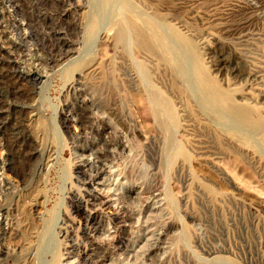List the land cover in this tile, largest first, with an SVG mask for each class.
<instances>
[{
  "label": "rangeland",
  "instance_id": "374dc122",
  "mask_svg": "<svg viewBox=\"0 0 264 264\" xmlns=\"http://www.w3.org/2000/svg\"><path fill=\"white\" fill-rule=\"evenodd\" d=\"M221 93L264 115V0H0V264H264V125Z\"/></svg>",
  "mask_w": 264,
  "mask_h": 264
},
{
  "label": "bare ground",
  "instance_id": "6f19581e",
  "mask_svg": "<svg viewBox=\"0 0 264 264\" xmlns=\"http://www.w3.org/2000/svg\"><path fill=\"white\" fill-rule=\"evenodd\" d=\"M122 18V17H121ZM122 20H124V19H122ZM134 20V21H133ZM148 23V22H147ZM144 28V27H143ZM127 33H132L133 34V37H134V45L140 50V51H146V52H148V53H150V54H154V48H153V46H152V44H151V42L149 41V34H148V31H146V30H144V29H142V27L137 23V21L135 20V19H126V17H125V21H122V22H120L119 23V26L117 27V29H116V38H117V40L119 41V43H121V44H123V48L124 49H126L125 47L126 46H128V42L126 41V34ZM157 38V37H156ZM151 39V38H150ZM189 45H190V48H191V52H192V54L193 55H197V49H196V47L194 46V44L192 43V41H189ZM121 46V45H120ZM128 49V48H127ZM91 54V53H90ZM79 56V55H78ZM88 56V55H87ZM88 64H89V60H82V61H80V64L77 66V69L78 70H84V69H86L87 68V66H88ZM135 68H136V72H137V74L141 77V80H142V82H145V81H147V83H149L150 82V79H151V75H150V73L148 72V68H147V66L145 65V64H140V65H136L135 66ZM91 69V68H90ZM87 71V70H86ZM219 99H220V101L224 104L225 102H227L228 104H229V111H230V113H232L233 115H234V117H236L237 119H238V121L240 120V121H242L243 123H245L248 127H250V130H251V128H252V130L254 129H258V128H261V127H263V125H264V115H262L261 114V112H260V110H258L257 108H254V107H252V106H248V105H245V104H237V103H234L235 101L233 100V98L231 97V96H229L228 94H226V93H221L220 94V96H219ZM153 105H154V101H153V99H151V102L149 101V104L147 105V108L150 110V113H151V115L152 116H154V114H155V109H154V107H153ZM222 105V104H221ZM225 105V104H224ZM252 105V104H251ZM223 107V106H222ZM220 112L222 111V110H219ZM223 112V111H222ZM228 117V116H227ZM232 117V116H231ZM230 118V117H229ZM154 119H155V121H156V117L154 116ZM235 120V119H234ZM236 122H237V120H236ZM158 123H159V121H158ZM241 124V123H240ZM160 126L162 127V128H164V129H170V127L168 126V124L167 123H164L163 125L162 124H160ZM241 126V125H240ZM258 131V130H257ZM237 133V132H236ZM87 196V195H86ZM88 196H91V195H88ZM88 198V197H87ZM94 200V199H93ZM92 201V200H91ZM104 201V200H103ZM84 202V201H83ZM92 203H94V201L92 202ZM103 203V202H102ZM102 203H100L101 205H102ZM82 204V203H81ZM80 204V205H81ZM105 204V203H104ZM107 204H108V202H107ZM76 205V204H75ZM78 205H79V203H78ZM77 205V206H78ZM83 205V204H82ZM97 205V204H96ZM106 205V204H105ZM85 207H80L81 209H82V211L85 213V209L84 208H87L88 206H89V202L87 203V204H85L84 205ZM107 207V206H106ZM75 208V207H74ZM73 208V209H74ZM101 208V207H100ZM102 208H104V207H102ZM99 209V208H98ZM75 210V209H74ZM77 210V209H76ZM78 210H79V208H78ZM92 210V209H91ZM81 211V210H80ZM79 211V212H80ZM99 211V210H98ZM101 211V210H100ZM76 213V212H75ZM86 214H88V213H86ZM85 214V215H86ZM101 214V213H100ZM103 214V213H102ZM102 214L101 215H99L100 217L102 216ZM82 215V214H81ZM84 214H83V216H85ZM94 215H95V213H94ZM104 216V215H103ZM82 217V216H81ZM116 217H117V215H116ZM115 217V218H116ZM91 218H93V217H91ZM91 218H90V216L89 215H86V221H91ZM96 218V217H95ZM94 218V219H95ZM111 218H112V216H111ZM118 218V217H117ZM67 219H68V217H67ZM82 219H83V217H82ZM94 219H92V221H94ZM101 219V218H100ZM99 219V220H100ZM104 219H106L105 217H104ZM103 219V220H104ZM110 219V218H109ZM112 219H114V218H112ZM85 220V219H84ZM102 220V219H101ZM116 220V219H115ZM64 221V220H63ZM66 221V220H65ZM71 221V220H70ZM69 221V222H70ZM73 221V220H72ZM75 221V220H74ZM73 221V223H75ZM96 221V220H95ZM83 222V221H82ZM81 222V223H82ZM98 222V221H97ZM104 222V221H103ZM79 223V222H78ZM85 223V222H84ZM68 224V223H67ZM72 224V223H71ZM92 224V223H91ZM119 224V223H118ZM76 225V224H75ZM79 226H80V223L78 224ZM82 225V224H81ZM84 225V224H83ZM90 225V224H89ZM78 226V227H79ZM92 226H94L95 227V225H92ZM112 226H115V225H112ZM71 227H72V225H71ZM74 227H76V226H74ZM119 227V226H118ZM118 227H116V228H118ZM68 228V227H67ZM97 229H100V227L98 228V227H96ZM115 228V227H114ZM84 229V228H83ZM83 229H82V231H83ZM91 229V228H90ZM76 229H74V231H75ZM86 230H87V228H86ZM86 230L84 229V231H83V234H79V235H83L86 239H88V236H87V233H86ZM81 231V232H82ZM94 231H95V229H94ZM98 231V230H97ZM117 231V230H116ZM91 232H92V230H91ZM120 231H118V233H119ZM93 233H95V232H93ZM74 232H73V227L71 228V230L70 231H67L66 233H65V238H67V239H69V241H72L73 240V238H74ZM89 234H90V232H89ZM98 235V234H97ZM92 236V235H91ZM90 236V237H91ZM118 236V235H117ZM47 237V236H46ZM76 237H77V233H76ZM89 237V238H90ZM98 238V237H97ZM115 238V237H114ZM114 238L112 239L113 241H114ZM42 239V238H41ZM91 239H92V237H91ZM96 239V238H95ZM120 239V238H119ZM96 240H98V239H96ZM95 240V241H96ZM85 241V240H84ZM123 241V240H122ZM86 242H87V240H86ZM88 242L90 243L91 241L90 240H88ZM115 242V241H114ZM88 243V244H89ZM116 243V242H115ZM123 243V242H122ZM83 244V243H82ZM96 244H98V243H96ZM118 244V243H117ZM93 245V244H92ZM100 245V244H99ZM107 245V244H106ZM110 245V244H109ZM114 245V244H113ZM112 245V246H113ZM122 245V244H121ZM70 246V247H69ZM69 246H67V247H69L72 251H74V253H75V251H76V247L73 245V242H72V244L71 245H69ZM89 246V245H88ZM91 246V245H90ZM115 246V245H114ZM117 246V245H116ZM96 247V246H95ZM94 247V248H95ZM119 246H117V248H118ZM83 248V247H82ZM82 248H81V250H82ZM89 248V247H88ZM92 248V247H91ZM90 248V249H91ZM98 248V247H97ZM97 248H96V250H97ZM101 248H103L102 247V245H101ZM101 248H100V250H101ZM115 249V248H114ZM67 250V249H66ZM89 251V250H88ZM91 251V250H90ZM94 251V250H93ZM98 251V250H97ZM95 252V251H94ZM93 252V253H94ZM73 253V252H72ZM92 253V252H91ZM78 257V256H77ZM83 257V256H82ZM81 257V258H82ZM85 257V256H84ZM88 257V256H87ZM86 257V258H87ZM88 261V260H87ZM87 264H88V262H87Z\"/></svg>",
  "mask_w": 264,
  "mask_h": 264
}]
</instances>
